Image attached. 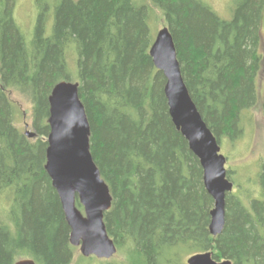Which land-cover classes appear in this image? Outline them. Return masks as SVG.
<instances>
[{
	"label": "trees",
	"instance_id": "trees-1",
	"mask_svg": "<svg viewBox=\"0 0 264 264\" xmlns=\"http://www.w3.org/2000/svg\"><path fill=\"white\" fill-rule=\"evenodd\" d=\"M15 2L0 0V196L7 204L0 264H72L75 255L44 171L48 97L58 82H72L70 48L90 153L112 198L103 220L123 264H172L182 249L210 252L217 262L264 264V161L254 182L226 195L224 227L212 237L213 200L169 117L147 23L161 15L203 121L219 145L233 143L244 135V112L257 108L264 121V0H235L229 20L200 0H35L29 38L13 18ZM12 91L31 106L33 139L14 124Z\"/></svg>",
	"mask_w": 264,
	"mask_h": 264
},
{
	"label": "water",
	"instance_id": "water-1",
	"mask_svg": "<svg viewBox=\"0 0 264 264\" xmlns=\"http://www.w3.org/2000/svg\"><path fill=\"white\" fill-rule=\"evenodd\" d=\"M149 56L165 79L163 94L171 122L186 140L202 169L203 186L213 200L208 231L216 237L224 227L226 195L233 189V184L226 178V158L220 154L219 143L203 121L184 84L167 27L156 32ZM78 86L77 82H58L48 97L49 133L44 171L70 229V245L77 248L83 258L108 260L117 252L103 220L111 207L112 198L90 153V126L78 96ZM23 134L28 139L36 136L27 125ZM76 201L82 212L76 207ZM14 264L35 263L31 259H20ZM186 264L231 262H217L210 252H205L189 256Z\"/></svg>",
	"mask_w": 264,
	"mask_h": 264
},
{
	"label": "rangeland",
	"instance_id": "rangeland-1",
	"mask_svg": "<svg viewBox=\"0 0 264 264\" xmlns=\"http://www.w3.org/2000/svg\"><path fill=\"white\" fill-rule=\"evenodd\" d=\"M35 0H16L13 11V18L19 26L22 33L29 38L31 36L34 25L36 9L34 5ZM202 3L210 7L221 19L229 20L232 10L234 8L235 0H200ZM137 3V2H136ZM158 22L154 23L148 20V27L151 37H154L156 32L163 27L164 23L161 20V15L157 13ZM51 19L45 25V35L49 36L51 33ZM262 36L264 41V27L262 28ZM67 68L70 75V80L75 82L77 80L76 55L70 48L66 53ZM10 98L15 106L14 124L22 133L25 131V125L28 130H31V106L23 99L17 92L12 91ZM243 126L245 131L242 139L233 143L225 140L220 145V154L226 158L225 169L231 173L233 179V189L231 194L237 195L241 185L244 189L246 180L254 182L258 164L264 161V121L262 120L257 108L247 110L243 116ZM254 178V179H253ZM248 181V180H247ZM249 185V184H248ZM253 188V189H251ZM247 189V187H246ZM255 193L256 189L253 185L248 187V190ZM247 192V191H246ZM245 192V193H246ZM7 204L2 196H0V217L3 214ZM82 212V209L80 210ZM190 255H186L185 250L177 252L176 260L172 264H186V260ZM126 263L125 255L120 252L108 260L97 259L95 257L83 258L79 250L76 248L72 264H123ZM161 264H167L162 261Z\"/></svg>",
	"mask_w": 264,
	"mask_h": 264
}]
</instances>
